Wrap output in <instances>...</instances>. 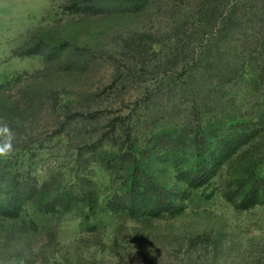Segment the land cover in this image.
Segmentation results:
<instances>
[{
	"label": "rangeland",
	"instance_id": "rangeland-1",
	"mask_svg": "<svg viewBox=\"0 0 264 264\" xmlns=\"http://www.w3.org/2000/svg\"><path fill=\"white\" fill-rule=\"evenodd\" d=\"M221 2L0 0V193L38 187L0 264H264V51L219 38ZM143 171L159 207L118 210Z\"/></svg>",
	"mask_w": 264,
	"mask_h": 264
},
{
	"label": "trees",
	"instance_id": "trees-1",
	"mask_svg": "<svg viewBox=\"0 0 264 264\" xmlns=\"http://www.w3.org/2000/svg\"><path fill=\"white\" fill-rule=\"evenodd\" d=\"M221 1L222 2L216 6L220 17L216 20L215 24L216 30L219 32V38L227 40L232 34H240L245 37L243 41L250 43L247 45H250L251 47L254 46V52L260 51L261 49L264 51V0ZM248 56L249 55H246V57ZM250 132L251 130L244 126V128L240 130L236 129V131L228 134L226 132L221 133L218 138V149L220 150V153L225 154L230 152L229 150L232 148H237V145L240 142L252 136H249ZM136 176L138 178H136ZM136 176L132 180L133 186L130 192L118 196L116 202V204H118L116 207L117 209L128 210L130 201H138V198L142 196L143 192L146 193V191V195H153L150 201V210H153L154 206L158 204L159 197L164 191H161L160 186L146 172L143 171L136 174ZM136 184H140L139 188H136ZM28 185L19 184L17 189L18 193L16 191V197H9V195L2 197L0 193V212L2 214L11 218H19L21 216L28 198H31L38 191L36 185H33V188L31 187L32 191H30L31 189H29ZM141 188H144L143 191L139 190ZM29 193H31L32 196H29ZM257 201L258 197H256L254 203Z\"/></svg>",
	"mask_w": 264,
	"mask_h": 264
},
{
	"label": "clouds",
	"instance_id": "clouds-1",
	"mask_svg": "<svg viewBox=\"0 0 264 264\" xmlns=\"http://www.w3.org/2000/svg\"><path fill=\"white\" fill-rule=\"evenodd\" d=\"M15 125L20 126L16 120ZM16 132L6 117L0 116V158H9L15 151Z\"/></svg>",
	"mask_w": 264,
	"mask_h": 264
}]
</instances>
